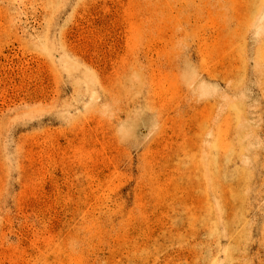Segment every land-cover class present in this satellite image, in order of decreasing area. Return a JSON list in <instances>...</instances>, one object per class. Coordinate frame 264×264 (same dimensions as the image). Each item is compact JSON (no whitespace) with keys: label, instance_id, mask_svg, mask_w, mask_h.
Wrapping results in <instances>:
<instances>
[{"label":"rangeland","instance_id":"obj_1","mask_svg":"<svg viewBox=\"0 0 264 264\" xmlns=\"http://www.w3.org/2000/svg\"><path fill=\"white\" fill-rule=\"evenodd\" d=\"M0 264H264V0H0Z\"/></svg>","mask_w":264,"mask_h":264}]
</instances>
